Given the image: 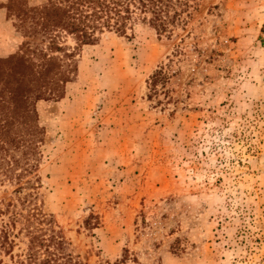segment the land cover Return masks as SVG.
<instances>
[{
  "label": "rangeland",
  "instance_id": "1",
  "mask_svg": "<svg viewBox=\"0 0 264 264\" xmlns=\"http://www.w3.org/2000/svg\"><path fill=\"white\" fill-rule=\"evenodd\" d=\"M11 1L0 57L25 40ZM190 4L172 34L137 21L79 47L36 104L37 203L89 264H264V0ZM16 188L0 175V207Z\"/></svg>",
  "mask_w": 264,
  "mask_h": 264
},
{
  "label": "trees",
  "instance_id": "2",
  "mask_svg": "<svg viewBox=\"0 0 264 264\" xmlns=\"http://www.w3.org/2000/svg\"><path fill=\"white\" fill-rule=\"evenodd\" d=\"M191 0H47L30 5L12 0L9 18H15L25 40L20 49L0 57V175L17 184V202L0 207V253L10 262L0 264H89L70 248L52 214L39 200L37 179L29 178L37 165L39 143L45 131L39 124L36 104L41 99L61 98L65 92V60L75 51L94 44L105 31L126 34L137 21L158 34H172L191 16ZM72 37L71 49L63 39ZM72 61V60H71ZM159 69L151 85L167 79ZM25 189H32L21 195ZM122 258L105 264H128Z\"/></svg>",
  "mask_w": 264,
  "mask_h": 264
}]
</instances>
